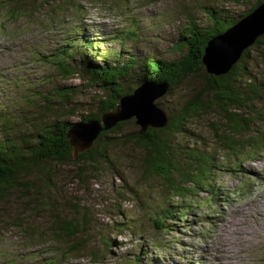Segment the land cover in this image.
<instances>
[{
  "label": "rangeland",
  "instance_id": "rangeland-1",
  "mask_svg": "<svg viewBox=\"0 0 264 264\" xmlns=\"http://www.w3.org/2000/svg\"><path fill=\"white\" fill-rule=\"evenodd\" d=\"M19 1L22 5L29 0ZM17 2L0 0L6 6L0 11V85L3 77L15 73L26 82L36 78L44 81L26 87V93L34 86L77 85L79 92L72 103L81 112V104L95 108V90L79 86L78 78H63L32 59L33 49L49 51L62 36L72 39L81 34L86 44L97 45L93 49L96 57V52L113 58L154 52L160 58L174 59L180 54L169 48L188 21L187 13L204 23L203 7L214 5L237 18L253 0H65V11L59 16L47 9L51 3L30 0L35 10L15 19L7 8H17ZM69 2L76 8L70 9ZM135 22L139 26L131 37L127 30ZM258 53L252 50L249 60L253 72L263 79L264 63ZM201 83L200 74L187 77L177 89L157 97L155 103L171 112ZM23 86L15 90L4 85L8 94L4 100L6 117L19 123L24 106L9 101L22 93ZM28 107L34 110L33 105ZM78 114L70 120L78 121ZM214 119L213 113H203L189 125L191 132L202 137L203 143L198 144L206 149L213 143L210 129ZM138 126L128 119L122 132ZM180 139L187 140L185 136ZM113 154L110 167L97 165L95 170L89 166L82 179L76 178V165L57 164L48 199L52 202L42 201L35 194L24 196L19 189L1 200L0 264H264V150L226 162L220 157L224 169L214 175L209 192L199 191L193 199L183 201L175 196L168 200L162 194L160 179L143 175V152L138 146L116 143ZM73 156L72 152L75 160ZM168 204L175 212L174 219L165 230L156 229L152 218ZM118 205L123 212H118ZM55 216L77 222L79 233L56 236ZM74 242L78 244L76 250H72Z\"/></svg>",
  "mask_w": 264,
  "mask_h": 264
},
{
  "label": "trees",
  "instance_id": "trees-1",
  "mask_svg": "<svg viewBox=\"0 0 264 264\" xmlns=\"http://www.w3.org/2000/svg\"><path fill=\"white\" fill-rule=\"evenodd\" d=\"M64 1L55 3V0H44V5L51 3L47 9L59 16L65 11ZM262 1L253 0L251 6L241 11L237 18L214 5L203 7L204 23H199L187 13L188 21L169 48L180 54L174 59L160 58L154 52L144 55L129 53L114 58L96 52V57L93 49L97 45L86 44L81 34H75L72 39L62 36L59 44L49 51L33 49L32 59L51 67L63 78H78L81 81L79 86L95 90L92 94L95 108L81 104L83 110L78 112L72 103L73 97L79 92L77 85L57 83L46 89L34 86L26 93L23 91L26 87H32L36 82L40 84L42 78L26 82L16 73L3 77L0 85V100L4 103L0 101V120L3 122L0 125V201L12 196L18 189L23 191L24 196L35 194L34 197L49 201L57 164L76 165V178L82 179L89 166L95 170H98L97 165L110 167L116 143L131 142L138 146L143 152V175L159 178L162 194L168 200L175 196L179 201L193 199L202 190L209 192L214 175L224 169L220 157L226 162L239 156H248L250 152L263 151L264 78L256 76L249 59L252 50H259V60L264 63V33L245 48L239 59L223 74L207 73L202 63L207 41L235 24ZM2 4L0 11L6 8ZM16 4L17 8H7L10 11L8 15L15 19L26 17L27 12L35 10L30 0L22 5L18 0ZM67 4L70 9L76 8L72 2ZM42 5L40 2L39 7ZM138 26L136 22L131 24L127 30L129 36L136 35ZM76 57H80V60H74ZM194 74L201 75V86L188 93L173 111L166 113L157 104L166 115L164 126L148 127L142 132L138 126L124 133L122 127L127 120L135 121V118L121 120L111 128L102 130L87 150L81 152L77 159H72V146L67 132L75 122L101 121L104 113L116 110L120 98L131 94L141 82L166 83L165 92H172L181 85V81ZM5 84L15 90L24 85L22 93L9 101L24 106L20 123L6 117L8 111L4 100L8 94L5 93ZM29 105H33L34 110ZM209 112L216 119L211 122L210 129L213 143H209L210 147L206 149L198 144L203 143L202 137L191 132L189 125L199 115ZM77 113L79 120L71 121L70 117ZM184 136L187 139L185 142L180 139ZM35 167L37 172L30 173ZM131 193L135 195L136 191ZM137 198L142 203L141 198ZM170 207L171 204L161 207L152 218L156 229L165 230L169 227L168 222L174 219L175 213L169 210ZM117 208L119 213L123 212L119 205ZM54 220L56 236L74 237L80 231L77 222L58 216ZM105 243L110 245L108 240ZM77 247L78 244L74 242L72 250Z\"/></svg>",
  "mask_w": 264,
  "mask_h": 264
},
{
  "label": "water",
  "instance_id": "water-1",
  "mask_svg": "<svg viewBox=\"0 0 264 264\" xmlns=\"http://www.w3.org/2000/svg\"><path fill=\"white\" fill-rule=\"evenodd\" d=\"M264 33V0L235 24L212 36L204 48L202 63L207 73L223 74L239 59L245 48ZM166 83L141 82L131 94L123 95L114 111L102 115L101 121L75 122L67 132L73 158L87 150L102 130H107L121 120L130 117L140 126V132L148 127H161L167 122L164 111L155 99L164 94Z\"/></svg>",
  "mask_w": 264,
  "mask_h": 264
},
{
  "label": "bare ground",
  "instance_id": "bare-ground-1",
  "mask_svg": "<svg viewBox=\"0 0 264 264\" xmlns=\"http://www.w3.org/2000/svg\"><path fill=\"white\" fill-rule=\"evenodd\" d=\"M61 232V231H60Z\"/></svg>",
  "mask_w": 264,
  "mask_h": 264
}]
</instances>
